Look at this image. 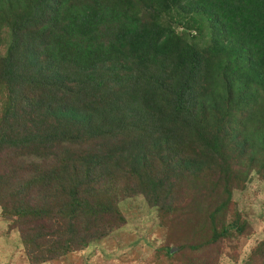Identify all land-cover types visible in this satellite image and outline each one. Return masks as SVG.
Masks as SVG:
<instances>
[{
	"label": "trees",
	"instance_id": "1",
	"mask_svg": "<svg viewBox=\"0 0 264 264\" xmlns=\"http://www.w3.org/2000/svg\"><path fill=\"white\" fill-rule=\"evenodd\" d=\"M0 89V210L28 264L106 240L136 197L169 264H216L203 253L245 232L232 193L264 171V0H0Z\"/></svg>",
	"mask_w": 264,
	"mask_h": 264
},
{
	"label": "rangeland",
	"instance_id": "2",
	"mask_svg": "<svg viewBox=\"0 0 264 264\" xmlns=\"http://www.w3.org/2000/svg\"><path fill=\"white\" fill-rule=\"evenodd\" d=\"M4 95V90L0 89V118L5 109ZM32 152L29 151L27 159H35ZM8 155L12 156L11 153ZM254 171L244 179L241 190L232 193L240 218L245 222V232L237 239L219 241L215 245L219 256L210 249L203 253L204 261L209 259L216 264H245L253 249L263 240L264 171ZM118 209L124 215L125 223L106 240L41 264H169L162 255L157 254L159 248L170 242L159 225L156 209L151 208L141 197L121 201ZM182 215L183 222L199 218L188 211ZM8 224L9 221L1 216L0 210V264H28L18 230L7 232ZM185 255L178 256L179 260L173 264H186L189 260Z\"/></svg>",
	"mask_w": 264,
	"mask_h": 264
}]
</instances>
